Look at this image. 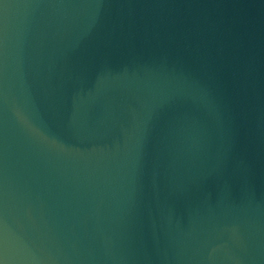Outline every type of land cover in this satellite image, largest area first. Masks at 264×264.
<instances>
[{
	"label": "water",
	"instance_id": "obj_1",
	"mask_svg": "<svg viewBox=\"0 0 264 264\" xmlns=\"http://www.w3.org/2000/svg\"><path fill=\"white\" fill-rule=\"evenodd\" d=\"M0 264H264V0H0Z\"/></svg>",
	"mask_w": 264,
	"mask_h": 264
}]
</instances>
